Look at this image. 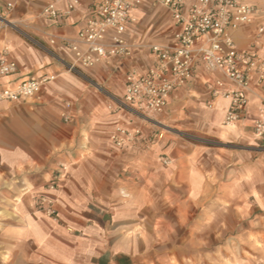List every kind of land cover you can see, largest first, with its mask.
Segmentation results:
<instances>
[{"label":"crops","instance_id":"0c3cea01","mask_svg":"<svg viewBox=\"0 0 264 264\" xmlns=\"http://www.w3.org/2000/svg\"><path fill=\"white\" fill-rule=\"evenodd\" d=\"M102 1L82 0L69 18L52 22L42 16L49 0H0V57L8 46L7 59L17 65L14 75L0 77V90L32 78L57 76L32 100L0 103V264H135L145 259L146 218L154 219L149 229L154 244L185 249L193 240L194 207L202 224L204 217L229 215L225 207L215 214L204 209L215 193L217 202L232 205L236 218L252 217L257 208L264 212L257 204L264 201V190L258 188L264 183L256 182L264 163H258L253 146L254 122L263 108L260 92L250 97L243 117L231 127L223 125L227 102L213 100L206 90L221 76L201 69L185 88L171 94L161 114L117 108L127 73L132 69L145 73L154 65L150 47L174 45L178 27L167 9L152 10L144 0L133 11L136 23L128 33L134 46L131 57L65 71L63 62H72L74 55L63 39H75ZM13 21H24L28 30L17 34L3 29ZM262 26L264 15L257 8L254 23L232 35L240 51L252 50L264 63V34H258ZM100 90L106 94L98 95ZM65 99L73 104V126L60 122ZM108 100L110 113L105 110ZM117 127L140 129L141 134L117 149L109 144ZM172 127L204 131L205 138L227 139L249 150L189 147L160 138ZM86 149L90 155L85 159ZM52 182L57 184L54 193L49 190ZM44 194L57 199L58 222L35 211V199ZM156 223L163 227L164 241L156 239ZM239 255V264L262 260L261 255L254 261Z\"/></svg>","mask_w":264,"mask_h":264},{"label":"built area","instance_id":"2783aa9c","mask_svg":"<svg viewBox=\"0 0 264 264\" xmlns=\"http://www.w3.org/2000/svg\"><path fill=\"white\" fill-rule=\"evenodd\" d=\"M82 0H49L43 18L57 22L69 18L76 12ZM153 6L167 9L178 31L172 46L152 45L150 52L154 65L145 73L130 70L125 78V93L117 108L134 107L140 112L161 114L169 103L173 92L183 89L193 79L197 69L217 73L220 79L206 86L209 96L227 102L223 125L234 126L245 113L250 97L261 93L263 108L255 119V140H264V63L254 51H240L232 33L254 23L257 8L248 0H148ZM144 0H103L96 5L75 39H63L64 46L74 55L72 62H63L64 69L73 73L82 69H93L114 57H131L133 45L128 40L130 28L136 23L133 11L141 7ZM63 5V8L60 6ZM14 4L7 9L11 11ZM4 27L18 30L16 23L6 22ZM264 34V26L258 29ZM53 37L51 43L54 44ZM10 50L5 47L0 57V77L14 75L17 65L7 59ZM56 75H45L29 79L14 88L0 90V103L27 102L36 98L50 85ZM62 119L69 124L74 121L73 104L64 103ZM112 110V106L109 107ZM141 134L140 129L117 127L110 140L117 149L133 143ZM163 138V135H160ZM166 163L168 161H165ZM66 171L65 166H61ZM50 193L57 184L49 185ZM36 212L58 222L57 199L44 194L34 201ZM264 264V263H256Z\"/></svg>","mask_w":264,"mask_h":264},{"label":"rangeland","instance_id":"374dc122","mask_svg":"<svg viewBox=\"0 0 264 264\" xmlns=\"http://www.w3.org/2000/svg\"><path fill=\"white\" fill-rule=\"evenodd\" d=\"M256 8H258L264 15V0H260L257 3H253ZM151 5V4H150ZM152 10L163 9L160 6L151 5ZM18 26V30L11 27H4L3 29L13 31L17 34H22V31L28 30V25L24 21H13ZM168 26H166L167 28ZM165 28V29H166ZM66 71V70H65ZM105 88L104 86H102ZM92 89H94L92 87ZM110 93L118 94L107 90ZM101 92V93H100ZM98 91V95L102 93L106 94L102 90ZM103 96V95H102ZM70 101L65 99L64 102ZM110 102L108 100L105 110L110 113L112 110L109 109ZM60 122L64 125L73 126L75 124V119L72 123H65L60 115ZM146 125L145 122H143ZM164 137L162 139H174L183 145L189 147L193 146H204L208 145L214 149L221 147L228 148H239L242 151H248L245 144H239L227 139H219L217 137H204V131H190L181 129L178 127L169 128V132H163ZM111 136V135H110ZM109 136V144L112 142ZM207 139L206 141H204ZM87 146L89 142L87 140ZM253 146L256 148L258 163H264V140H256ZM87 152L82 154L86 159L90 155V150L86 149ZM216 152V151H215ZM104 156V155H103ZM260 167V166H259ZM257 184L264 183V172L257 170L256 176ZM216 188V187H214ZM259 190H264L262 185L258 186ZM259 198V196H257ZM217 194H214V198L211 201L204 203V209L211 210V214H215L217 209L225 207L229 215L227 217L217 218L213 216L204 217V224L200 223L199 209L194 207L193 215L190 220L193 222V235L192 243L187 245V248H178L175 250L163 249V244H154V236L150 233V227L154 225L153 218H146L145 224L148 226L145 229V233L142 234L146 241L147 249H145V259L135 263V264H239L240 254L243 255L245 259L254 261L256 256L261 255L262 260L258 263H264V212L259 208L256 209L255 214L249 218H236L232 215L231 209L232 205H223V203L217 202L215 199ZM260 199V198H259ZM264 208V201H258L257 203ZM210 214V215H211ZM163 227L156 223L155 230L157 231L156 239L157 241H164L166 238L165 233H162ZM177 232H184L183 228H177ZM161 231V234H159ZM184 235V234H183ZM179 238V235H177ZM154 244V245H153ZM179 244V243H178ZM177 244V245H178ZM241 246L243 250L239 251ZM131 264H133L131 262Z\"/></svg>","mask_w":264,"mask_h":264},{"label":"bare ground","instance_id":"6f19581e","mask_svg":"<svg viewBox=\"0 0 264 264\" xmlns=\"http://www.w3.org/2000/svg\"><path fill=\"white\" fill-rule=\"evenodd\" d=\"M135 17V16H134ZM11 24H12V22H11ZM9 50H10V48L8 47V46H6Z\"/></svg>","mask_w":264,"mask_h":264}]
</instances>
